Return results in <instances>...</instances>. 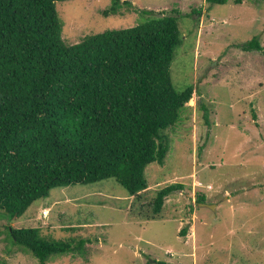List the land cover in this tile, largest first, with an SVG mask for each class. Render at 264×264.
<instances>
[{
	"label": "rangeland",
	"instance_id": "374dc122",
	"mask_svg": "<svg viewBox=\"0 0 264 264\" xmlns=\"http://www.w3.org/2000/svg\"><path fill=\"white\" fill-rule=\"evenodd\" d=\"M119 1L131 6L108 16L112 0L57 1L65 43L135 26L147 10L177 13L171 80L177 90L194 87L184 118L165 131L169 150L146 166L139 197L107 178L52 188L6 227L0 219V264H39L9 241L7 226L42 227L77 248L48 264H264V53L241 48L254 36L264 48V0ZM172 183L183 187L148 217L149 200ZM200 194L208 206L197 205Z\"/></svg>",
	"mask_w": 264,
	"mask_h": 264
},
{
	"label": "trees",
	"instance_id": "16d2710c",
	"mask_svg": "<svg viewBox=\"0 0 264 264\" xmlns=\"http://www.w3.org/2000/svg\"><path fill=\"white\" fill-rule=\"evenodd\" d=\"M57 1L63 0H0L4 227L52 188L114 178L128 196L139 197L148 188L146 166L164 162L170 147L165 131L182 121L194 92L192 84L177 90L171 80L170 66L182 39L177 13L153 15L147 10L148 17L135 26L66 44ZM123 4L131 6L112 0L102 13L117 14ZM241 48L264 53L257 36ZM182 187L172 183L157 190L147 203L153 208L148 217H155L164 197ZM202 196L195 199L197 205L204 202ZM5 229L7 239L39 264L77 250L46 237L42 227ZM180 232L184 235L186 227Z\"/></svg>",
	"mask_w": 264,
	"mask_h": 264
},
{
	"label": "water",
	"instance_id": "95a60500",
	"mask_svg": "<svg viewBox=\"0 0 264 264\" xmlns=\"http://www.w3.org/2000/svg\"><path fill=\"white\" fill-rule=\"evenodd\" d=\"M200 205H202V206H208V205H206V204H204V203H200Z\"/></svg>",
	"mask_w": 264,
	"mask_h": 264
},
{
	"label": "clouds",
	"instance_id": "9594fccd",
	"mask_svg": "<svg viewBox=\"0 0 264 264\" xmlns=\"http://www.w3.org/2000/svg\"><path fill=\"white\" fill-rule=\"evenodd\" d=\"M45 215H46V213H45Z\"/></svg>",
	"mask_w": 264,
	"mask_h": 264
},
{
	"label": "flooded vegetation",
	"instance_id": "af4514ba",
	"mask_svg": "<svg viewBox=\"0 0 264 264\" xmlns=\"http://www.w3.org/2000/svg\"><path fill=\"white\" fill-rule=\"evenodd\" d=\"M199 205H200V203H199Z\"/></svg>",
	"mask_w": 264,
	"mask_h": 264
}]
</instances>
